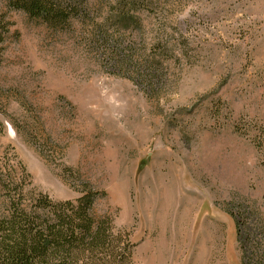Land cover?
<instances>
[{"label": "rangeland", "instance_id": "rangeland-1", "mask_svg": "<svg viewBox=\"0 0 264 264\" xmlns=\"http://www.w3.org/2000/svg\"><path fill=\"white\" fill-rule=\"evenodd\" d=\"M78 1L0 0V219L90 188L131 264H264V0Z\"/></svg>", "mask_w": 264, "mask_h": 264}, {"label": "trees", "instance_id": "trees-1", "mask_svg": "<svg viewBox=\"0 0 264 264\" xmlns=\"http://www.w3.org/2000/svg\"><path fill=\"white\" fill-rule=\"evenodd\" d=\"M5 2L9 9L54 29L66 28L81 11L78 0ZM132 3L123 1L116 10L119 23L137 21ZM7 31V25L0 24V40ZM99 195L86 188L75 200L52 202L41 194L27 209L13 206L10 216L0 219V264H131L127 236L114 230L109 217L93 214Z\"/></svg>", "mask_w": 264, "mask_h": 264}]
</instances>
